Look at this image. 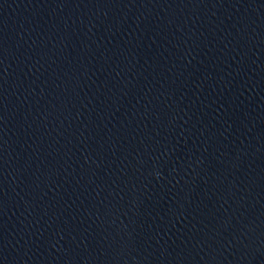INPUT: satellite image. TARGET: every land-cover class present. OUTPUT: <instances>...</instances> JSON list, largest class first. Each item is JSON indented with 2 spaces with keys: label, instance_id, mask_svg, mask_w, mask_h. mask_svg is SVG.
<instances>
[{
  "label": "water",
  "instance_id": "95a60500",
  "mask_svg": "<svg viewBox=\"0 0 264 264\" xmlns=\"http://www.w3.org/2000/svg\"><path fill=\"white\" fill-rule=\"evenodd\" d=\"M0 264H264V0H0Z\"/></svg>",
  "mask_w": 264,
  "mask_h": 264
}]
</instances>
